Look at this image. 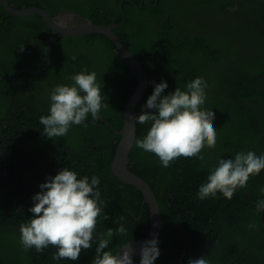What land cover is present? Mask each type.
<instances>
[{
    "label": "trees",
    "instance_id": "1",
    "mask_svg": "<svg viewBox=\"0 0 264 264\" xmlns=\"http://www.w3.org/2000/svg\"><path fill=\"white\" fill-rule=\"evenodd\" d=\"M53 1L22 3L39 6L53 18ZM120 1H125V14L119 8L115 11L108 7L104 0H86L83 8L73 7L96 25L117 24L115 33L145 63L149 87L136 108V116L144 111L156 84L167 81L168 88L162 94L167 95L177 87L186 91L187 84L197 77L207 84L203 107L215 112L217 143L215 148L203 149L204 161L179 157L165 168L155 154L138 148L136 142L132 148L130 167L152 186L162 212L160 255L154 264H188L189 259L202 256L210 264H264V211L256 208L257 202L264 199L260 191L264 170L251 176L247 186L239 188L231 200L219 192L204 200L197 197L200 185L207 182L219 159L234 158L240 151L264 155V4L248 0L245 8L240 6L234 11L236 15L229 22L233 28L228 31L233 36L231 41L216 38L208 29L205 34L204 24L194 18L184 30L161 9L162 0L158 5L155 0H115L118 7ZM188 1L196 5L191 15L214 8L213 0ZM9 2L17 9L25 8L22 3ZM129 7L133 10L128 11ZM147 24L158 26L154 32H147ZM16 26L22 35L15 42L26 50L25 55L17 52L4 61L0 57V264H92L98 241H93L91 249H82L76 261L52 259L57 249L51 245L44 254L34 248L25 251L21 245L19 229L33 215L28 211L34 205L33 196L41 191L42 183L64 167L75 171L78 178L99 177L98 190L104 204L95 234L118 229L115 221L120 217L126 232L109 238L105 249L116 255L122 246L146 237L151 230V212L144 204V194L112 171L121 140L116 131L125 124L124 109L139 80L120 57L114 42L103 35L61 38L76 39L73 53L94 51L103 64L83 66L73 55L67 65H59L51 52L49 67L32 74L46 67L45 49L56 34L40 15L18 17L0 3V34L11 33L9 28ZM29 26L33 37L44 34L45 41L35 42L42 46V63L29 58L34 47L27 39ZM222 55L227 58L226 65L222 64ZM85 69L97 74L103 102L109 107L101 109L98 119L89 114L80 125L73 124L63 137H47L39 118L49 114L51 90L58 84L72 85L70 78ZM20 70L27 72L14 74ZM150 127L151 123H137L136 141L143 139ZM134 260L141 261V255Z\"/></svg>",
    "mask_w": 264,
    "mask_h": 264
},
{
    "label": "clouds",
    "instance_id": "2",
    "mask_svg": "<svg viewBox=\"0 0 264 264\" xmlns=\"http://www.w3.org/2000/svg\"><path fill=\"white\" fill-rule=\"evenodd\" d=\"M23 50V47L21 48ZM72 85L58 84L50 94L49 114L41 115L43 133L53 139L67 135L70 127L80 125L89 114L99 118L104 103L102 87L97 82V74L86 69L70 78ZM168 88L167 81L158 83L143 106L144 111L135 116L139 124L151 123L150 130L136 146L155 154L163 167L179 157L198 158L204 161L205 147L215 148L217 131L214 127L215 112L203 106L206 101V81L197 77L187 84V90L177 87L174 92L162 95ZM152 110V111H149ZM264 170V155L253 151L237 152L234 158L219 159L218 166L210 170L207 182L200 185L197 197L200 200L222 193L231 200L239 188L247 186L249 178ZM98 176H84L64 167L54 177H49L33 196L34 205L28 210L33 215L28 222L20 225V241L25 251L34 248L44 254L50 245L57 251L52 259H79L82 249H91L93 241H98L96 256L92 264H133L131 250L124 248L113 255L105 251L109 238L126 232L123 224L116 223L118 229H108L97 236V218L101 215L104 201L100 199ZM264 194V187L260 189ZM257 211H264V199L257 202ZM107 218V217H106ZM250 228L255 227L249 225ZM158 238L147 241L141 248V264H154L160 255ZM188 264H210L202 256L189 259Z\"/></svg>",
    "mask_w": 264,
    "mask_h": 264
},
{
    "label": "flooded vegetation",
    "instance_id": "3",
    "mask_svg": "<svg viewBox=\"0 0 264 264\" xmlns=\"http://www.w3.org/2000/svg\"><path fill=\"white\" fill-rule=\"evenodd\" d=\"M9 1L16 2V3H22L24 0H9ZM85 1L86 0H54L53 3H54V10H55L54 13L55 14H54L53 19L59 22L62 19L66 18L68 24L92 22L89 18L84 17L80 12H78L77 10L78 8L75 9L73 7V4H75L77 5V7L83 8V6L85 5ZM104 1L107 2L106 4L108 7L111 6L115 11H118V8H119V11L121 12L122 10V12L124 13L123 6H124L125 1H120L121 2L120 7H118V4L117 2H115V0H104ZM116 1H119V0H116ZM141 1L150 3L149 0H141ZM155 1H156V5L161 3V0H155ZM213 1H214L213 9H208V10L202 9V11L199 10V12H197L194 15H191L190 13L192 14L194 13L192 9H194L193 7L196 5L195 3L193 5V3L188 0H162L161 9L168 12L171 18H174V20H176V22L179 23V26H181L184 30H187L189 21L192 18H194L195 22L198 21V23L204 24L205 34H207L206 30L208 29L213 32L216 38L218 39L229 38V40L232 41L233 36L228 32L229 27L232 29V26L229 24V22L236 15L234 11L236 9H239L240 6H243V8H245L248 4V0H213ZM233 2H235V5H232ZM253 2H254L253 0L250 1L251 4H253ZM258 2H260L262 5L264 4L263 0H259ZM22 5L23 7L28 8V4H26L25 2L22 3ZM218 6L225 7V10L221 9ZM31 7H39V6H31ZM130 10H133V8L129 7L128 11ZM210 21L211 23H209ZM154 26L155 24L153 25L147 24L144 30H146L147 32L149 31L154 32L158 25H156L155 27ZM30 30H31V27L29 26V28L26 31L27 39H29L33 43L34 47L28 53V55L30 56L29 58L33 61L42 63V61H39L40 56L42 54V46H37L35 42L37 41L36 39H40L41 42L45 41L44 34L42 35L41 38H38V37L35 38L33 37V33ZM9 31H13V32L0 34V57H3V61L5 60L6 57L7 59L9 56L12 57L14 53L18 52V55L20 54L25 55V52H26L24 48L23 50H21L22 47L20 43L15 42L17 40V37L22 35V31L20 27L16 26V28H9ZM64 37L72 38V36H64ZM61 38L62 37H57V35L54 36L52 41L46 47L45 50L47 54V65L49 63V58H50V63H51V57L49 55L51 52L53 56L52 59L59 65H65V64L67 65V62L69 61V56H73V55L79 58V64L83 66L89 67V66H98L100 64H103L102 62L103 60L101 56L96 54L94 51L85 49L82 53H73L72 51L73 47L78 44L76 39H66V38L61 39ZM222 59H223L222 64L226 65L227 64L226 56L222 55ZM147 63L151 64L150 62H147ZM27 70H20L14 74H17V73L21 74L24 71L27 72ZM22 85L23 83L19 84V87H22Z\"/></svg>",
    "mask_w": 264,
    "mask_h": 264
},
{
    "label": "water",
    "instance_id": "4",
    "mask_svg": "<svg viewBox=\"0 0 264 264\" xmlns=\"http://www.w3.org/2000/svg\"><path fill=\"white\" fill-rule=\"evenodd\" d=\"M0 3L9 13L18 17H28L35 14L40 15L48 26L56 33L57 37L76 35H103L108 37L116 45L120 57L136 74L139 81L124 109L125 124L121 131H116L117 134L121 136V140L117 146L116 154L112 162V171L122 182L139 189L144 194V204H148L150 208V233L142 239L125 244L118 250V252H120V250L122 252L124 248L130 249L133 264H141V261H136L134 259L141 255V248L147 241L155 238L159 239L163 224L161 208L152 186L144 178L132 171L130 167V155L137 139V122H135L134 119L136 116V108L149 87L148 76L144 69L145 63L141 62L136 56H134L125 43L115 33V29L118 27L117 24H112L110 26L96 25L92 22L68 24L66 18L58 22L50 16L47 10L40 7L17 9L11 5L9 0H0ZM49 65L50 58L46 67L31 73L36 74L44 71Z\"/></svg>",
    "mask_w": 264,
    "mask_h": 264
},
{
    "label": "rangeland",
    "instance_id": "5",
    "mask_svg": "<svg viewBox=\"0 0 264 264\" xmlns=\"http://www.w3.org/2000/svg\"><path fill=\"white\" fill-rule=\"evenodd\" d=\"M238 20L244 21V19H240V18ZM232 28H233V26H232Z\"/></svg>",
    "mask_w": 264,
    "mask_h": 264
}]
</instances>
